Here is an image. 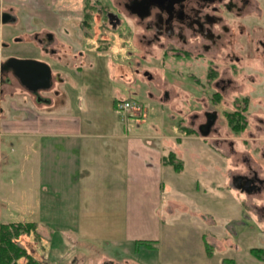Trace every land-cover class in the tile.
Segmentation results:
<instances>
[{
	"label": "rangeland",
	"instance_id": "374dc122",
	"mask_svg": "<svg viewBox=\"0 0 264 264\" xmlns=\"http://www.w3.org/2000/svg\"><path fill=\"white\" fill-rule=\"evenodd\" d=\"M3 5L10 7L11 4L3 2ZM59 5L54 4L52 10L62 14ZM70 5L82 11L89 6V10L92 8L95 12L96 21H92L88 30L89 41L82 30L79 32L84 40L81 45L93 44L99 46V50L108 45L109 48L100 57L95 55L94 49H87L85 60H90L92 67L83 65V72L77 75L76 81L65 84L70 94L68 106L60 105L62 107L53 113L33 110V105L27 110L15 107L0 112V134L3 133L0 138V221L5 217L1 214L4 209L12 221L17 215L4 206L8 186L20 189L28 181L22 178L25 162L22 140L2 130L9 127L27 130L33 127L32 123H54L60 113L67 116L77 111L85 120L91 117L109 122L122 116L114 109V101L117 105L121 99L134 98L144 106L145 116L125 125L129 136L138 135L145 142L146 135H181L180 127L192 129V134H188L191 136L181 138V142L167 137L154 140L163 147L171 145L182 162L179 171L170 164L166 173L162 171L164 185L156 212L159 220L156 228L151 232L145 224H131L126 247L108 239L103 243L82 237H77L78 241H36L30 234L26 240V233L17 238L19 245L38 261L48 253L47 260L51 264H104L102 257L108 255L118 262L127 260V264H264V260L250 252L252 247L264 248V190L241 192L231 180L232 175L251 169H256L264 178V49L258 41L260 38L264 42V0H253V6L238 20L242 30L237 32L235 27L231 28L216 48L202 55L167 52V56L157 47L139 45L136 35L132 41L127 25L116 29L104 27V22L98 20L99 11L101 6L110 5V0H80ZM21 7L30 15L34 13L25 5ZM38 18H34L37 26L51 25L50 19H54ZM227 21L229 27H233L232 19ZM102 35L105 41L100 40ZM32 45L34 48L35 43ZM199 50H193L192 54ZM36 54L54 69L49 55ZM68 56L72 64H80V55L72 58L69 53ZM146 71L154 77H144ZM226 72L232 78L227 81L232 89L220 93L219 100L213 99L216 90L212 80L227 76ZM165 89L169 91L167 96ZM46 93L54 95L52 90ZM57 99L59 104L64 102V98ZM244 105L246 126L233 130L226 112ZM206 108H214L217 115L209 134L201 136L197 126L205 121L203 110ZM153 197L150 191L130 192L129 203L141 204L146 212ZM154 238L158 240L151 245L131 244L134 239ZM19 264H26V259L21 258Z\"/></svg>",
	"mask_w": 264,
	"mask_h": 264
},
{
	"label": "crops",
	"instance_id": "0c3cea01",
	"mask_svg": "<svg viewBox=\"0 0 264 264\" xmlns=\"http://www.w3.org/2000/svg\"><path fill=\"white\" fill-rule=\"evenodd\" d=\"M75 1L80 0H0L1 5L8 2L12 8L26 10L21 7L25 5L34 12H31L32 15L56 19H50L52 23L45 19L46 23L51 24L45 25V30L55 38L51 46L56 53L49 55L55 70L47 62L55 81V87L52 86L51 90L55 93H46L51 90L43 92L51 100L39 104L32 102L33 110L53 113L58 107L68 106L70 94L65 84L76 81L77 75L83 72V65L92 67L91 61L85 60L87 49H94L95 55L100 57L109 48L108 45L99 50V46L93 44L89 47L81 45L84 40L79 32L82 30L83 35L89 37L91 26L81 24L82 10L70 5ZM58 3L62 14L52 10V6ZM130 20L134 22L135 18L131 17ZM139 28H132L134 35L140 32ZM69 53L72 58L80 55V64H72ZM57 98H64V102L59 104ZM142 108L132 118L124 119L121 116L109 122L96 121L91 117L85 120L77 111L67 116L60 113L59 120L54 123H32L33 127L27 130H15L12 127L2 130L8 136L14 135L22 140L25 155L22 178L28 181L20 189L8 186L4 206L16 211L17 215L12 221L4 209L1 214L5 217L0 223L33 222L35 230L24 235L26 240L30 234L36 241H78L82 237L102 240L103 243L108 239L120 247H126L129 242L131 224H145L152 232L159 223L156 212L163 192L162 171L166 173V167L169 166L162 158L174 149L171 145H157L154 140L167 137L181 142V138L191 135L185 133L184 127H180L183 132L181 135H146L145 142L138 135L129 136L125 125L139 116L142 119L145 116L143 105ZM149 191L154 193V197L146 212L141 204L129 203L130 192L145 194ZM135 240L138 239H134L132 245ZM145 240L156 243L158 239ZM48 258L46 253L40 261L33 259L39 264H51ZM102 259L104 264L128 263L120 259L118 262L109 255Z\"/></svg>",
	"mask_w": 264,
	"mask_h": 264
},
{
	"label": "flooded vegetation",
	"instance_id": "af4514ba",
	"mask_svg": "<svg viewBox=\"0 0 264 264\" xmlns=\"http://www.w3.org/2000/svg\"><path fill=\"white\" fill-rule=\"evenodd\" d=\"M252 6L253 0H110V5L101 6L98 20L104 22V27L110 29H116L122 24L127 25L132 41L134 38L132 28L139 26L141 31L136 35L139 45L157 47L163 56H167V52H170V55H202L219 46L223 35L230 32L231 28L235 27L237 32L242 30L238 20ZM87 10L93 18L95 12L92 8L89 10V6ZM83 13L84 9L81 20ZM131 17L135 18L134 22H131ZM34 18L39 19L35 15H30L27 10L5 7L0 3V112L15 107L27 110L32 102L39 104L51 100L45 97L43 92L51 90L52 74L49 87L39 88L34 92L30 89L31 65L27 60L45 62L36 54L37 52L39 54L42 52L44 56L56 53L51 46L55 40L54 36L45 30L44 24L35 25ZM229 19H232L233 27H229L227 21ZM87 38L90 39V36ZM100 40L105 41V36L102 35ZM258 41L264 49L262 39L258 38ZM32 42L35 43L34 48ZM196 49L200 50L192 54ZM236 60L239 58L236 57ZM143 75L147 79L154 77L147 71ZM225 75L227 76L212 80V86L216 90L212 94L213 99L216 94L219 100L220 93L232 89L230 83H227L229 80L232 81L229 72ZM164 94L169 95V91L165 89ZM238 110L240 109L236 106L226 113ZM203 113L205 121L198 124L199 133L207 120L212 117L215 122L217 115L214 108H206ZM211 128L212 125L209 132ZM231 180L232 185L241 192L255 193L264 190V178L258 175L256 169L234 174Z\"/></svg>",
	"mask_w": 264,
	"mask_h": 264
},
{
	"label": "trees",
	"instance_id": "16d2710c",
	"mask_svg": "<svg viewBox=\"0 0 264 264\" xmlns=\"http://www.w3.org/2000/svg\"><path fill=\"white\" fill-rule=\"evenodd\" d=\"M88 8V7H87ZM87 8L84 9L83 20L81 21L82 25L91 26L92 14L89 13ZM214 98L218 97L216 94ZM243 108L240 110L226 113L227 122L233 130H241L246 126V121L242 113ZM187 134L192 133V129L184 127ZM163 162L170 164L176 171H179L182 168V162L178 159L173 151H169L165 156H163ZM35 230V224L33 222H17L4 224L0 223V264H19L21 258L26 259V264H39L32 256L27 252L26 248L19 245L17 238L21 234H29ZM155 241L138 239L135 240L136 244L151 245ZM206 250H207V246ZM251 254L257 259L264 260V248L263 247H252L250 249Z\"/></svg>",
	"mask_w": 264,
	"mask_h": 264
},
{
	"label": "water",
	"instance_id": "95a60500",
	"mask_svg": "<svg viewBox=\"0 0 264 264\" xmlns=\"http://www.w3.org/2000/svg\"><path fill=\"white\" fill-rule=\"evenodd\" d=\"M28 64L31 65L30 80L32 82L30 89L34 92L39 88H47L51 82V68L46 62H41L35 59H28ZM214 123V118L210 117L205 123L203 129L200 130L202 136L209 133L211 125Z\"/></svg>",
	"mask_w": 264,
	"mask_h": 264
},
{
	"label": "built area",
	"instance_id": "2783aa9c",
	"mask_svg": "<svg viewBox=\"0 0 264 264\" xmlns=\"http://www.w3.org/2000/svg\"><path fill=\"white\" fill-rule=\"evenodd\" d=\"M116 107L122 113L124 119H128L131 116L133 117L134 114L136 115V111L140 112L142 110L140 103L133 98L119 100Z\"/></svg>",
	"mask_w": 264,
	"mask_h": 264
}]
</instances>
